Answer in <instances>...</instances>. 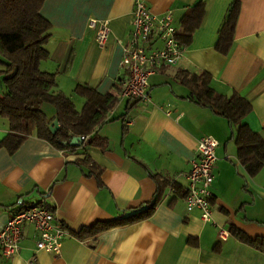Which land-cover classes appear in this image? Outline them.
I'll use <instances>...</instances> for the list:
<instances>
[{
	"label": "crops",
	"instance_id": "1",
	"mask_svg": "<svg viewBox=\"0 0 264 264\" xmlns=\"http://www.w3.org/2000/svg\"><path fill=\"white\" fill-rule=\"evenodd\" d=\"M133 1H43L39 13L50 23L51 34L40 69L55 74V90L76 110L84 103L74 92L77 85L104 95L115 93L126 78L121 58L132 28ZM197 3L202 16L182 57L148 76V98L116 92L115 106L94 130L103 145L82 141L59 149L32 134L13 152L0 147V230L11 211L41 204L69 231L53 254L36 249L37 234L26 224L18 250L8 258L0 254V264H264V249L231 231L250 240L264 238V165L249 174L238 158L235 128L190 99L175 77L180 70L202 71L215 92L238 94L251 108L242 123L264 138V0H147L156 16L171 11L179 29L184 13ZM232 8L230 32L224 35ZM89 18L108 23L101 47L86 26ZM42 109L55 119L52 106ZM7 132L0 117V140ZM203 136L218 143L210 222L185 205L186 174ZM156 180L165 184L146 218L95 236L74 235L142 208L156 193ZM220 230L228 233L224 240Z\"/></svg>",
	"mask_w": 264,
	"mask_h": 264
},
{
	"label": "trees",
	"instance_id": "2",
	"mask_svg": "<svg viewBox=\"0 0 264 264\" xmlns=\"http://www.w3.org/2000/svg\"><path fill=\"white\" fill-rule=\"evenodd\" d=\"M43 1L0 0V117L8 124V132L0 140V147L13 152L32 134L59 149L73 148L68 145L73 136H86L84 146H101L105 142L94 134V130L106 121L117 102L116 92H120L121 87L116 86L115 93L101 95L92 88L77 85L74 92L84 99L80 111L68 97L55 90V74L40 69V63L48 57L45 45L51 34L50 23L39 13ZM202 12V4L197 3L184 13L176 36L179 42L186 45L190 33L200 22ZM234 12L232 8L224 35L230 32ZM175 77L188 88L190 99L225 118L235 128L233 139L238 158L249 174H255L264 165V138L242 123L251 110L249 103L234 92L229 96L215 92L209 86L210 77L205 72L180 70ZM44 105L54 109V118L58 121L55 133L48 128L52 119L44 113ZM77 162L85 163L84 160ZM164 184L156 180V193L142 208L110 222L81 228L74 235L78 238L95 236L105 229L146 218L158 201ZM231 231L264 249V238L250 240L234 229Z\"/></svg>",
	"mask_w": 264,
	"mask_h": 264
},
{
	"label": "built area",
	"instance_id": "3",
	"mask_svg": "<svg viewBox=\"0 0 264 264\" xmlns=\"http://www.w3.org/2000/svg\"><path fill=\"white\" fill-rule=\"evenodd\" d=\"M132 28L122 48L121 67L126 78L120 81V95L134 100L148 98V76L158 70L174 65L183 55L185 45L176 38L179 28L173 23L171 11L154 15L147 6V0H134ZM87 28L93 31L98 46H103L109 34L106 20L89 18ZM81 141L86 136H80ZM217 141L203 136L197 141L195 157L186 174L187 187L185 205L188 211L197 209L202 222L211 221L212 193L210 185L214 178L215 148ZM32 225L37 234L36 249L58 254L63 238L69 231L56 222L54 214L41 204H31L11 211L0 230V254L8 258L18 250L24 225ZM226 230H220L218 237L224 240Z\"/></svg>",
	"mask_w": 264,
	"mask_h": 264
},
{
	"label": "water",
	"instance_id": "4",
	"mask_svg": "<svg viewBox=\"0 0 264 264\" xmlns=\"http://www.w3.org/2000/svg\"><path fill=\"white\" fill-rule=\"evenodd\" d=\"M49 130L51 133H55L56 130L58 129V121L57 119H53L51 123L48 126ZM82 141L79 136H73L70 141L68 142V145L70 146H79L81 145ZM63 144H66L63 142Z\"/></svg>",
	"mask_w": 264,
	"mask_h": 264
},
{
	"label": "rangeland",
	"instance_id": "5",
	"mask_svg": "<svg viewBox=\"0 0 264 264\" xmlns=\"http://www.w3.org/2000/svg\"><path fill=\"white\" fill-rule=\"evenodd\" d=\"M44 110V109H43ZM45 112V111H44Z\"/></svg>",
	"mask_w": 264,
	"mask_h": 264
}]
</instances>
